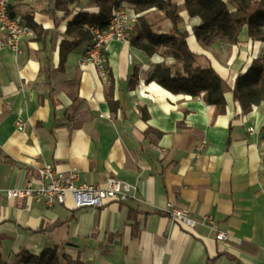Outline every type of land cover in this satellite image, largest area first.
<instances>
[{"label": "crops", "instance_id": "1", "mask_svg": "<svg viewBox=\"0 0 264 264\" xmlns=\"http://www.w3.org/2000/svg\"><path fill=\"white\" fill-rule=\"evenodd\" d=\"M48 1L10 0L37 29L31 28L19 52L0 47L2 256L15 263L23 249L38 254L57 246L85 264H264V101L243 113L227 91L225 111L216 114L199 97L148 81L164 57H147L129 40L107 43L106 79L85 57L88 41L72 49L57 70L67 23L77 12L96 13L99 6L80 0L67 16L55 11L52 17ZM121 5L133 27L139 17L162 32L171 26L154 7L136 13L127 2ZM180 14L197 63L211 65L230 87L264 52V41L250 39L247 26L237 44L203 48L192 32L200 19L183 7ZM76 96L87 107L79 123L54 127ZM44 164L76 168L90 183L113 177L135 190L125 201L81 209L70 200L46 207L5 197L9 188L35 183L36 169ZM168 203L187 209L196 225L172 219ZM129 210L139 222L136 237ZM219 232L227 238L218 240Z\"/></svg>", "mask_w": 264, "mask_h": 264}, {"label": "trees", "instance_id": "2", "mask_svg": "<svg viewBox=\"0 0 264 264\" xmlns=\"http://www.w3.org/2000/svg\"><path fill=\"white\" fill-rule=\"evenodd\" d=\"M122 1L132 6L136 13L152 7L161 11L171 26L162 32L148 23L144 17H139L129 36L130 44L151 57L160 53L164 59L157 62L147 80L157 84L172 93H183L199 97L207 105L215 107V112L225 111V92L231 91L234 102L238 103L243 113L249 112L254 105L264 101V64L261 58L254 60L247 70L238 74L233 87H230L217 71L211 66L197 63V53L193 52L187 41L188 32L184 27V18L180 14L183 7L189 17H198L200 22L192 28L193 35L203 48H209L217 43L223 45L237 44L238 36L244 26L252 40L264 41V0H184L178 5L171 0H94L99 10L96 13L79 11L67 23L64 38L59 44L60 61L57 70H62L68 53L91 37L88 26H105L113 10L122 9ZM80 0H49L46 12L54 17L55 11H63L67 16ZM8 4V13L18 15L22 22L30 28L37 29L31 16L19 14ZM87 25V26H85ZM165 57H171L173 62L166 63ZM44 72H51L49 68ZM108 73V70H107ZM109 75V74H108ZM135 72L132 74V80ZM111 104V103H110ZM87 109L82 98L74 97L73 104L61 120H56L54 127L62 126L64 122L77 125L80 116ZM264 131V126L262 127ZM264 140V138H263ZM128 220H133L132 236L139 234V222L131 213ZM117 234H109L111 241ZM107 251L106 248H102ZM0 264H85L79 256L73 257L62 248L45 247L40 253L33 254L26 249L17 254L15 263L9 262L0 252Z\"/></svg>", "mask_w": 264, "mask_h": 264}, {"label": "built area", "instance_id": "3", "mask_svg": "<svg viewBox=\"0 0 264 264\" xmlns=\"http://www.w3.org/2000/svg\"><path fill=\"white\" fill-rule=\"evenodd\" d=\"M10 0H0V47L7 46L14 52H19L21 42L16 41V34L28 35V25L25 27L17 26L18 15L11 16L8 13V4ZM126 15L124 9L112 11L110 23L122 22L121 41H128L129 35L133 30V24ZM1 23H8V30H1ZM87 26V25H85ZM92 27L93 36L91 41V50L85 52L87 60L92 62L98 74L106 79L108 77L106 57L99 56V48L105 43V37H110L111 31L97 33ZM264 54V52H263ZM249 132L253 133L254 128L249 127ZM135 186L118 180L113 177H106L98 183H90L84 180L76 168L61 171L51 164H44L36 169V182H27L25 186L9 188L4 192L6 198L26 199L40 203L46 207H52L54 204H66L69 200L76 209L98 208L111 201H125L132 197ZM168 215L187 226H195L196 221L190 217L185 208L176 207L171 203L167 204ZM207 217H203V221ZM218 240L227 238L226 234L219 232L216 235Z\"/></svg>", "mask_w": 264, "mask_h": 264}, {"label": "bare ground", "instance_id": "4", "mask_svg": "<svg viewBox=\"0 0 264 264\" xmlns=\"http://www.w3.org/2000/svg\"><path fill=\"white\" fill-rule=\"evenodd\" d=\"M118 11V10H114ZM112 19V14L110 18L108 19L107 24L105 25V31H111L110 37H105V43H102L100 48H99V56H105L104 55V50L107 45V43L111 40H119L121 41V29H122V22H114L110 23ZM17 26L18 27H25V24L22 22V19L20 17H17ZM91 36H93V29L92 27H88ZM1 30H8V23H1ZM94 30H96L97 33H104V26H98L94 25ZM31 33V28L28 26V34ZM130 36V35H129ZM26 37V34H16V41L17 42H22V40ZM91 50V41H88L85 52H88ZM261 61L264 64V54L261 56Z\"/></svg>", "mask_w": 264, "mask_h": 264}, {"label": "water", "instance_id": "5", "mask_svg": "<svg viewBox=\"0 0 264 264\" xmlns=\"http://www.w3.org/2000/svg\"><path fill=\"white\" fill-rule=\"evenodd\" d=\"M262 136L264 137V132L262 133Z\"/></svg>", "mask_w": 264, "mask_h": 264}, {"label": "rangeland", "instance_id": "6", "mask_svg": "<svg viewBox=\"0 0 264 264\" xmlns=\"http://www.w3.org/2000/svg\"><path fill=\"white\" fill-rule=\"evenodd\" d=\"M170 62H173V60L171 59V61Z\"/></svg>", "mask_w": 264, "mask_h": 264}]
</instances>
